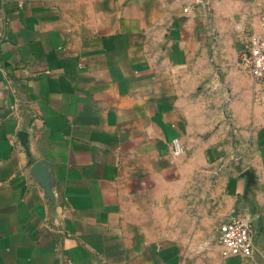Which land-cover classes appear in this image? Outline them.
<instances>
[{
	"label": "crops",
	"instance_id": "obj_1",
	"mask_svg": "<svg viewBox=\"0 0 264 264\" xmlns=\"http://www.w3.org/2000/svg\"><path fill=\"white\" fill-rule=\"evenodd\" d=\"M263 34L264 0H0V264H264Z\"/></svg>",
	"mask_w": 264,
	"mask_h": 264
},
{
	"label": "built area",
	"instance_id": "obj_2",
	"mask_svg": "<svg viewBox=\"0 0 264 264\" xmlns=\"http://www.w3.org/2000/svg\"><path fill=\"white\" fill-rule=\"evenodd\" d=\"M238 66L254 79L264 81V34L250 35L238 58ZM0 70H4V61L0 54ZM172 152L176 156L184 153V147L178 138L172 140ZM258 212L246 207H237L231 215L220 223L217 241L223 258H251L256 252V238L259 232Z\"/></svg>",
	"mask_w": 264,
	"mask_h": 264
},
{
	"label": "water",
	"instance_id": "obj_3",
	"mask_svg": "<svg viewBox=\"0 0 264 264\" xmlns=\"http://www.w3.org/2000/svg\"><path fill=\"white\" fill-rule=\"evenodd\" d=\"M26 134H27V133H26L25 131H21V132H20V136H21V137H24Z\"/></svg>",
	"mask_w": 264,
	"mask_h": 264
},
{
	"label": "rangeland",
	"instance_id": "obj_4",
	"mask_svg": "<svg viewBox=\"0 0 264 264\" xmlns=\"http://www.w3.org/2000/svg\"><path fill=\"white\" fill-rule=\"evenodd\" d=\"M240 68V67H239ZM242 70V69H241Z\"/></svg>",
	"mask_w": 264,
	"mask_h": 264
}]
</instances>
